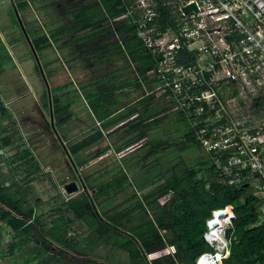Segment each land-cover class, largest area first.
<instances>
[{"label": "trees", "instance_id": "16d2710c", "mask_svg": "<svg viewBox=\"0 0 264 264\" xmlns=\"http://www.w3.org/2000/svg\"><path fill=\"white\" fill-rule=\"evenodd\" d=\"M37 2L46 4L49 8H62L56 4L58 0H15L14 6L19 13L24 14ZM72 5L69 4L70 12L74 13V21L54 28L50 34L43 31L39 19L24 22L28 36L32 37V46L38 53L54 49V42L61 41L63 34L70 37L66 41L67 45L82 43L76 53H102L104 48L106 51L110 48V44L105 45L101 33L116 26L121 29L122 39L111 47L123 54L125 50L140 51L139 68L156 65V59L135 32L137 24L128 13L129 1L77 0L75 7ZM159 9L163 13L159 18L160 28L165 29L171 24L169 19L172 7L165 0H160ZM13 10L11 5V11ZM15 22L20 25L16 16ZM51 22L56 20L52 19ZM132 26L135 27L134 30ZM63 45L61 44L62 47ZM15 67L16 63L0 37V75ZM159 81L161 85V80ZM263 104V98H259L257 104H254L253 110L257 115H261ZM9 116L10 113L0 98V150L18 142L16 135L19 129L10 127ZM162 119V116L157 117L156 124ZM183 119L188 120L186 117ZM189 123L190 132L185 137L201 147L195 134L196 129L190 121ZM167 144V140L159 138L152 146L158 151ZM17 147L12 155L0 153V223H7L13 231L11 241L5 243L0 229L2 255L16 253L24 248L38 257L37 254L43 249L51 252V246L56 242L64 248L63 254L72 250L82 256L95 257L100 254L102 244L114 243L123 251L119 256V264H194L201 254L210 252V245L203 239V234L212 210L233 205L236 218L233 222L234 229L228 231V236L233 232L236 239L232 241L229 257L223 259L222 264H264V220L256 213L260 200L249 189L228 184L205 152L198 157L195 165L186 166L182 173H177L174 166L167 168L172 158L166 159L164 163L156 159L153 167L156 170L153 174L144 172V179L149 183L154 180L156 184L161 180L164 182L146 194L147 202L140 199L137 193L140 191H134L123 206L122 203H117L120 192L130 186L134 187L133 182L137 190L145 189L137 182L138 173L130 176L126 171L116 172L110 180L102 182H97L96 178H84L86 191L68 200L54 183L57 194L43 200L32 184L41 175L47 174L36 166L35 157L25 144ZM118 151L121 149L118 148ZM121 156L124 158L122 154ZM76 158L78 167L87 163L86 159ZM90 190L95 191L91 194ZM40 203L50 205L48 214L37 213ZM153 205L154 217L147 209L148 206L153 208ZM82 225L87 226V232L79 233L78 226ZM42 241L44 242L39 244ZM46 259L47 264H89L93 261L76 256H72V260H57L55 255H48L43 260Z\"/></svg>", "mask_w": 264, "mask_h": 264}, {"label": "built area", "instance_id": "2783aa9c", "mask_svg": "<svg viewBox=\"0 0 264 264\" xmlns=\"http://www.w3.org/2000/svg\"><path fill=\"white\" fill-rule=\"evenodd\" d=\"M192 3L198 10L183 12L174 28L139 21V34L172 108L187 116L227 183L260 200L256 213L264 220V117L257 120L242 96L264 87V0H179L176 7ZM235 218L227 205L206 220L204 240L213 256L224 253L217 264L229 257ZM1 252L0 243V264Z\"/></svg>", "mask_w": 264, "mask_h": 264}, {"label": "crops", "instance_id": "0c3cea01", "mask_svg": "<svg viewBox=\"0 0 264 264\" xmlns=\"http://www.w3.org/2000/svg\"><path fill=\"white\" fill-rule=\"evenodd\" d=\"M131 12L129 6L128 13L131 15ZM131 17L134 19L139 18V16L134 17L132 15ZM139 32L140 27L137 36L141 39ZM69 39V36L64 42L61 39L60 47H62L61 44H64V47L60 49H63L69 56L67 58L69 67L73 73L72 79L64 84L61 83L55 86V93H57L53 99L55 108H52L53 112H48L53 117L51 124L55 121L59 126L60 133L58 134L64 152L68 153L73 167L79 174L81 184L84 186H82L83 189H86V186L80 171H83V168L87 167L96 156L102 155L103 157H107L108 155H115V151L117 152L118 148L121 149V154L124 157L123 163L127 168L126 173L130 176L133 173H138L137 182L146 187L147 184L144 182L149 183V181L139 178V173L143 171V161L156 154V148L152 146L156 144V127L159 130L169 120L182 122L184 121L183 118H187V116L183 112L172 108V104L166 95L167 92L160 87V81L156 74V66L147 68L142 66L143 68H139L141 64L140 51L125 50V54H123L121 51H117L116 48L111 47L115 43L112 41L106 42L105 45L110 44V48L107 51L104 48L102 53L91 54L89 59H86V57L78 58L77 55L79 53H76V51L82 47V43L73 42L67 45L66 41ZM38 59L36 57L42 79L45 84H50V81L45 77V73H43ZM2 92L0 90V98L3 100L7 110H11L12 112V105L15 99L13 96L9 97L10 95H7L5 98L7 99L6 102L2 97L4 94ZM45 93L47 101L51 100L47 90ZM12 115L15 116L14 114ZM161 116L163 119L156 124V118ZM24 128L26 126L20 127L19 133L27 130ZM102 138L105 139L104 141L108 145V147H105V150L101 144L97 146L95 142L101 141ZM70 142H73L71 143L72 152H69L66 147L67 143ZM12 146H9V148H13ZM25 146L27 147L26 144ZM84 147L90 149L89 152L82 153L81 150ZM4 149L0 150L1 154L4 152ZM144 150H147V153H143ZM73 156L86 159L87 163L78 168V159H74ZM129 156L135 158L127 161L125 157ZM136 156L139 157L136 158ZM96 163V161L91 162L92 166ZM145 170L144 172H149L153 169L147 168V171ZM61 183L63 186L61 184L57 185L59 188L64 187L65 189V185L69 182L66 180ZM60 192L62 193V190ZM64 197L68 200L67 196ZM0 205L2 204L0 203ZM37 213L40 214L38 210ZM41 214L46 215L47 213L43 212ZM152 217L154 216L152 215ZM0 229L5 243L11 241L13 231L9 225L7 223H0ZM78 231L79 233H84L88 231V228L85 231H80L79 229ZM124 231L128 233L127 230ZM121 234L123 235V233ZM46 239L48 238L46 237ZM44 241L39 244H42ZM101 246L100 254L94 257L91 255L82 256L74 253L72 250H68V254H63L62 249L64 250V248L53 242L50 249L51 252L43 249L40 254H37L38 257H36L34 254H30L24 248H21L16 253L1 255V264H47L46 261L48 259L45 261L43 259L47 258L48 255H55L57 260L61 258L72 260V256H76L80 259L93 260L89 264H119V256L123 251L114 243L102 244ZM4 251H6V248ZM57 260H53V262H57ZM48 264H51V262Z\"/></svg>", "mask_w": 264, "mask_h": 264}, {"label": "rangeland", "instance_id": "374dc122", "mask_svg": "<svg viewBox=\"0 0 264 264\" xmlns=\"http://www.w3.org/2000/svg\"><path fill=\"white\" fill-rule=\"evenodd\" d=\"M126 1L130 2L132 16L138 17V14H141V18H143V20L140 18L139 21H148V15L152 14L148 13L147 8L153 7V5L155 6L154 0ZM177 1L179 2V0H165V3L174 9L170 12L171 17L169 19L174 23L179 17L185 18L182 8L180 10L176 7ZM12 2L15 3V0H0V37L8 52L13 57L16 67L9 69L4 74L0 75V90L1 92L3 91L2 93L4 94L2 97L6 100V102L7 99L5 98L7 95H10L9 97L13 96L15 99V102H13L12 105V112L11 110H8L10 113L8 119L10 127H17L20 129V127L23 128L26 126L24 129L27 130L24 132L22 131L23 133H18L16 135V137H18V142L12 146L13 148H5L2 154L12 155L13 150L17 146L21 143L26 144L29 151L35 157L34 162L37 164L36 166L40 168L42 173L47 174L46 176L41 175L39 180L33 182L32 185L36 188L37 194L40 195L43 200H47L51 196L56 195L58 192L53 187L54 183L61 184V186H63L61 183L63 181H77L78 184H80L78 192L69 193L65 191L64 187L60 186L61 188H59L60 191L62 190L63 196H67L68 199L74 198L84 193L86 189L83 190L79 174L73 167L68 153L64 152L58 134L60 133L59 126L55 123V121L51 124L53 117H51V113H49L53 112V107L55 108L53 102L54 96L57 95V93H55V86L61 83L64 84L72 79L73 73L69 67V61L67 58L69 56L63 49H60V40L54 42V49H49L40 53L37 52L43 73H45L46 79L50 81V84H45L42 79L40 73L41 70L35 54L32 51V37H29V41L20 25L16 24L15 12L14 10V13L11 11ZM76 2L77 0H58V3L56 2V4L62 7L61 10H58L57 6H55V8H49L46 7V4L42 5L39 4L41 2H37L34 3L32 8H30L26 13H20V17L23 25L25 21L31 22L34 21V19H39V22L43 26L41 27L43 28V31L50 34L54 28H57L60 25H68L74 21V13L70 12L71 8L69 4H73L72 6L75 7ZM175 13H178L179 17L175 16ZM52 19H55L56 22L52 23ZM67 37V34H63L61 36L62 41L64 42ZM77 57H86V59H89L91 54H78ZM46 90L51 99L49 101H47V97L45 95ZM246 94L248 97L245 94L242 96H244L250 104L252 103V107L257 103L258 98L261 97L260 99H262V97H264V87L259 91H255L254 94H250L249 92H246ZM251 107H248L247 109L250 110ZM263 111L261 112V115H257L255 113L254 117L260 121L261 118L264 117ZM190 128L191 124L188 120L182 122L169 120L166 121L159 130L156 127V139L161 138L167 140L169 144L164 145L162 149L156 151V154L149 159H145L144 157L145 160L143 159L144 161L142 165L143 171L139 173V178L144 179L145 175H143V173L145 169V171H147V168L153 169L156 165V159H159L160 162L164 163L166 159L172 158V162L167 165V168L174 166L177 173L184 172L186 166L188 165H195L198 162V157L202 154L204 155V151L201 147L189 142L186 139L185 135L190 132ZM104 140L105 139L102 138L101 141L95 142L97 143V146H100L101 144L105 150V147H108V145ZM71 143L73 142L67 143L66 145L69 152H72ZM89 150L90 149L87 147H84L81 151L85 154L89 152ZM143 153H147V150H144ZM73 157L74 159L76 158L75 156ZM121 157V151H118V149L117 152L115 151V155H108L107 157H103L102 155L96 156L91 162L96 161L97 163L92 166L90 162L87 167L85 166L83 171H80L83 175H81V177L87 179L94 175V177L91 178H96L97 182H102L104 180H110L116 172H121L123 170L127 172V168L123 163L124 158ZM138 157L139 156H136V158ZM134 158L135 157L133 156L125 157L127 161L133 160ZM152 164L154 165L151 166ZM78 166L79 165H77V167ZM155 170L156 168L149 172L152 173ZM163 182V180L157 182V184L156 180L151 183L144 182L147 184L144 190H137L135 183L133 182L134 187L130 186L119 193L117 203H122L123 206L126 205L125 201L130 199V196L134 193V191H140L137 192L140 195V199L147 202L148 200L145 198L146 194L150 191H154L156 187H159ZM89 192L93 194L94 191L90 190ZM49 208L50 205L46 203H40L37 206L40 214L43 212L48 214ZM147 209L153 216H155L154 205L153 208L148 206ZM78 227L80 231H85L87 229L86 225Z\"/></svg>", "mask_w": 264, "mask_h": 264}, {"label": "flooded vegetation", "instance_id": "af4514ba", "mask_svg": "<svg viewBox=\"0 0 264 264\" xmlns=\"http://www.w3.org/2000/svg\"><path fill=\"white\" fill-rule=\"evenodd\" d=\"M139 1V0H138ZM144 1V0H143ZM159 1L160 0H154L155 2V6L153 5V7H150V8H147V11L148 13L152 14V15H148V21H147V25L148 27H158L160 28V22H159V18L160 16L163 14L162 11L159 9ZM168 5V4H167ZM169 6V5H168ZM174 9L172 8V11ZM174 13V12H173ZM130 15V14H129ZM139 18L138 19H134L133 17H130L133 18V22L135 24H137V27L135 29L134 26H132L133 30L135 29V32L138 34V29L140 27V23H139V19L141 18V14H138ZM175 16H178L179 17V14L178 13H175ZM127 18V16H125ZM143 20V18H141ZM180 20V17L176 19L175 23L174 22H171V24L169 25L170 27H174L175 24L177 23V21ZM128 21V20H127ZM114 22V21H112ZM112 26H114L112 23H111ZM121 29H119L118 27L114 26L112 29L108 28L105 32L101 33V36L103 37V40L104 42H116V41H121L122 39V34H121ZM148 50V49H147ZM44 77V76H43ZM45 79V78H44ZM261 98V97H260ZM264 99V97H262ZM259 99V98H258ZM258 102V100H257Z\"/></svg>", "mask_w": 264, "mask_h": 264}, {"label": "water", "instance_id": "95a60500", "mask_svg": "<svg viewBox=\"0 0 264 264\" xmlns=\"http://www.w3.org/2000/svg\"><path fill=\"white\" fill-rule=\"evenodd\" d=\"M12 5H13V7H14L15 14H16V16H17V18H18V21H19L20 27L22 28V30H23V32L25 33V35H26V37L28 38V40L30 41V38H29V36H28V34H27L25 28H24V25H23L22 19H21V17H20V13L18 12V10L16 9V7L14 6L15 3L12 2ZM182 10H183V12H184L185 14H188L191 10H196V11H197L198 8H197V6H196V3H192V4H189V5H185V6H183V7H182ZM32 48H33V51H34L35 56H36L37 59H38V56H37L36 50L34 49L33 46H32ZM38 60H39V59H38ZM83 187H84V186H83ZM65 189H66V191L69 192V193H75V192H78V190L80 189V186H79V184H78L77 181H72V182H69V183H67V184L65 185ZM83 190H84V189H83ZM93 191H95V190H93ZM210 253H212V254L214 253V247H213V246L210 247Z\"/></svg>", "mask_w": 264, "mask_h": 264}, {"label": "bare ground", "instance_id": "6f19581e", "mask_svg": "<svg viewBox=\"0 0 264 264\" xmlns=\"http://www.w3.org/2000/svg\"><path fill=\"white\" fill-rule=\"evenodd\" d=\"M230 210L231 209L229 208L228 211H230ZM215 253L217 255L213 256V254L210 253V254L202 256L196 264H217V261L223 257L224 253L220 250L216 251Z\"/></svg>", "mask_w": 264, "mask_h": 264}]
</instances>
